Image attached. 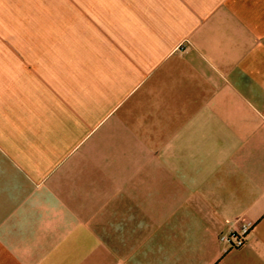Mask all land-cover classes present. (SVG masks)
I'll return each mask as SVG.
<instances>
[{"label":"crops","instance_id":"0c3cea01","mask_svg":"<svg viewBox=\"0 0 264 264\" xmlns=\"http://www.w3.org/2000/svg\"><path fill=\"white\" fill-rule=\"evenodd\" d=\"M0 264H264V0H0Z\"/></svg>","mask_w":264,"mask_h":264},{"label":"built area","instance_id":"2783aa9c","mask_svg":"<svg viewBox=\"0 0 264 264\" xmlns=\"http://www.w3.org/2000/svg\"><path fill=\"white\" fill-rule=\"evenodd\" d=\"M250 224L244 225L239 232L232 233L230 236L221 237V241L229 243L234 248L242 247L245 243V239L249 234Z\"/></svg>","mask_w":264,"mask_h":264}]
</instances>
